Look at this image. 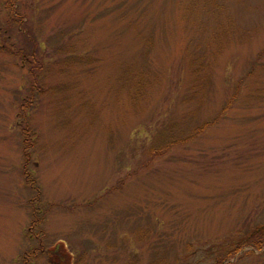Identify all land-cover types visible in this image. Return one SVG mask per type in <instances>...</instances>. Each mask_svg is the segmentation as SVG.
I'll use <instances>...</instances> for the list:
<instances>
[{
    "label": "rangeland",
    "instance_id": "rangeland-1",
    "mask_svg": "<svg viewBox=\"0 0 264 264\" xmlns=\"http://www.w3.org/2000/svg\"><path fill=\"white\" fill-rule=\"evenodd\" d=\"M176 1H23L40 55L35 87L0 55V264H31L32 231L33 264H213L264 225V0Z\"/></svg>",
    "mask_w": 264,
    "mask_h": 264
},
{
    "label": "trees",
    "instance_id": "trees-1",
    "mask_svg": "<svg viewBox=\"0 0 264 264\" xmlns=\"http://www.w3.org/2000/svg\"><path fill=\"white\" fill-rule=\"evenodd\" d=\"M23 1L24 0H0V55H8L18 58L21 63H24L25 65L27 64V71L33 81L32 87H35L37 83L35 81L37 80V76L36 71L33 70L35 68V62L33 60L36 59L38 55H40V50H38L39 47L36 43V40L29 33L30 30H26V15L24 13V10L21 9ZM182 1L188 2L190 6H196L199 2L198 0H177L176 2L183 3ZM16 40L20 41L21 45L23 42L24 45H16ZM238 88L239 87L234 90L235 92L232 95V99H228L226 101L227 103L223 107L222 111H228V109L231 107L232 100H235L238 96ZM23 133L24 137L29 140L30 132H28V130L26 131L25 129L23 130ZM24 149L26 152L27 149H29V146L25 147ZM27 155L28 154L25 153V158L27 157ZM37 190L38 188L36 189L37 194L34 196L33 200H31V204H33L32 214H34L31 231L34 229V227L38 226L37 219L39 218V214L41 213L40 208H38L36 204L39 198V193ZM30 234L31 236L36 237L39 243L34 250L25 251L23 258L24 262L29 263L30 260V263L33 264L35 263L37 256L43 253V247L41 243H43L45 234L43 231H35V233H33L32 231L30 232ZM262 248H264V225H259L250 229L248 232L244 233V235L239 236L234 240L232 238L228 242V244H226L223 249L220 250V253L216 255L217 257L213 264H232L231 259L240 258L242 257V254H250ZM245 249L250 250L244 251Z\"/></svg>",
    "mask_w": 264,
    "mask_h": 264
}]
</instances>
